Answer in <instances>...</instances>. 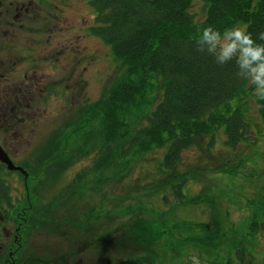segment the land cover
Listing matches in <instances>:
<instances>
[{
  "label": "rangeland",
  "instance_id": "1",
  "mask_svg": "<svg viewBox=\"0 0 264 264\" xmlns=\"http://www.w3.org/2000/svg\"><path fill=\"white\" fill-rule=\"evenodd\" d=\"M50 1L54 4L46 17L54 32L34 35L23 29L32 21L24 17L16 30L25 36L20 49L0 52L10 64L9 79L0 80V113L8 112L1 107L5 95L17 90L21 98V119L0 123V141L12 143L8 130L13 126L12 159L32 163L34 171L29 178L1 172L23 205L11 220L12 236L0 227V264H264V124L252 94L235 99L234 105L248 106L256 143L244 142L231 152L223 128L213 150L209 135L201 138L185 151L178 168L190 171L185 196L173 197V205L165 203L163 194L172 192L155 183L164 180L158 156L164 157L167 147L124 154L128 140L149 124L147 115L162 96L161 79L149 96L122 107L117 119L129 125V135L107 143L104 128L115 123L105 109L95 114L108 91L126 78L125 67L91 34L95 13L90 0ZM192 9L198 21L204 17L203 2L195 0ZM75 42L82 49L77 72L78 49L71 56L68 47L60 55L54 51ZM30 51L33 57L48 58L32 66L26 61ZM78 127L82 130L74 133ZM186 198L197 200L182 203ZM31 217L37 220L32 225ZM136 220L155 224L159 237L154 244L136 232ZM21 224L18 247L13 236Z\"/></svg>",
  "mask_w": 264,
  "mask_h": 264
},
{
  "label": "trees",
  "instance_id": "2",
  "mask_svg": "<svg viewBox=\"0 0 264 264\" xmlns=\"http://www.w3.org/2000/svg\"><path fill=\"white\" fill-rule=\"evenodd\" d=\"M194 1L90 0L95 13L91 34L110 47L126 73V78L108 91L107 99L99 106L101 110L93 108V115L102 114L105 109L108 120L115 123L112 128H104L107 143L125 139L129 125L119 123V111L136 102L138 96H149L155 80L161 79L162 96L147 115L149 124L128 140L124 154L130 155L135 149L167 147L164 157L158 156V170L164 180L155 185L161 191L169 188L172 195L165 192L162 201L170 205L173 197L185 196L190 171L180 172L178 168L185 151L199 144L201 138L209 135L208 148L213 150L215 142L222 139L223 128L224 144L231 152L238 151L244 142L249 146L256 143L257 137L252 140L250 136L254 128L253 121L247 118L248 106L244 104L245 110L235 106V99L251 93L264 124V100L254 95V86L237 76L235 59L221 66L214 56L196 51L200 30L207 25L221 33L232 26H244L257 43L264 44L257 37L264 32V0H200L205 13L199 21L192 9ZM81 130L82 127L75 128L74 133ZM193 199L196 198L181 202L190 203ZM36 221L30 219L29 224ZM147 224L136 220L134 228L154 244L159 231H155L154 223ZM116 231L118 234L121 230Z\"/></svg>",
  "mask_w": 264,
  "mask_h": 264
},
{
  "label": "flooded vegetation",
  "instance_id": "3",
  "mask_svg": "<svg viewBox=\"0 0 264 264\" xmlns=\"http://www.w3.org/2000/svg\"><path fill=\"white\" fill-rule=\"evenodd\" d=\"M53 4L54 2L50 0H0V52L2 50H7V49H10L12 51L13 50L18 51V48L20 49V43L25 40V36L24 34L16 35V30L21 29L20 25L18 24L19 23L18 21L23 20L24 17H29L32 20L30 23L28 24L26 23L24 25L23 27L24 30L29 31L30 33L34 35L38 34L39 36L46 35V34L48 35L49 32L53 33L54 31L50 28V22L48 21L49 18L46 17V13L47 14L51 13L50 9L53 7L52 6ZM54 7L57 8L59 7V5H55ZM61 12L62 11H59V17L58 16H55V17H58L60 19ZM37 18H38V22L35 25H33L34 20ZM22 25L23 24H21V26ZM25 35L27 36V33H25ZM2 38H5V41L3 39V42H2L1 41ZM75 38L77 39V36H75ZM22 47H23V50H26L25 45H22ZM67 47L69 48L68 54L70 56L73 55L76 49H78L77 55L79 59L76 60L75 66H74V71L77 72L79 70V66L81 63L80 57L82 55L81 53L82 49L79 47L77 42H75L71 46L69 45L67 46L64 45L63 47L58 46V48H55L54 51L60 55L62 51L67 49ZM32 50H34V48ZM31 51L29 53V58L31 59H28V56H27L26 61L31 63L32 66H35L37 62L42 63L43 60L48 58L46 55L45 57H40V56L33 57ZM15 54L19 55L22 53H19V54L15 53ZM16 58L17 57H14L13 59L17 60ZM9 69H10V64L7 63L6 59L0 58V80L9 79V77L7 78V75H8L7 73ZM70 76H72V72L70 73ZM0 96H1V91H0ZM5 97L6 99L4 100V107L3 106L1 107L4 110H8V112L0 113V123L8 122L10 124V121H12L11 123L18 122L21 119L19 116L20 114L19 106L21 104L20 103L21 98H20L18 91L12 90L11 93L9 95L8 94L5 95ZM17 119L18 121H16ZM14 130H15L14 127L10 125L8 134L11 137L12 143L4 145L0 141V146L3 148V150L6 152L7 156L12 162H14L12 159V154H11L12 144H13L14 137H15V134L13 133ZM10 131L12 132L9 133ZM24 163L26 164H18L17 162H14L15 165L21 166L22 169H10L8 164L0 158V227H1L2 232L7 231L6 236L8 237L12 236L11 228L13 225H11V222H12L11 220H14L15 218L14 214L16 215L19 212L18 205L19 204L23 205V201L20 202V200H17L18 196L12 194V190H14L15 186L13 185V183L8 181L6 179V176L3 175V173L1 172L2 170L4 171V169H7L8 172L9 171L16 172V173L21 172L22 174H24L25 178H29V176H32V174L34 173L33 165H31L32 163H29L28 161ZM26 198L30 200L28 194ZM29 206L31 207L32 205H29ZM27 217H23L24 220H28ZM22 224L19 226L17 225V228H16L17 232L13 236L15 241H19L18 247L21 246L22 236L20 235V232H21L20 228L23 226ZM20 236H21V239H20ZM2 250H3V246L0 243V255H1ZM18 251L19 249L11 251L10 255H12L11 256L12 260L16 259V257L14 256V253L16 254Z\"/></svg>",
  "mask_w": 264,
  "mask_h": 264
},
{
  "label": "clouds",
  "instance_id": "4",
  "mask_svg": "<svg viewBox=\"0 0 264 264\" xmlns=\"http://www.w3.org/2000/svg\"><path fill=\"white\" fill-rule=\"evenodd\" d=\"M257 37L264 41V32L258 33ZM196 44V51L214 56L218 65L235 59L237 76L254 86V95L264 100V44L257 43L246 28L237 25L221 33L207 25L200 30Z\"/></svg>",
  "mask_w": 264,
  "mask_h": 264
},
{
  "label": "water",
  "instance_id": "5",
  "mask_svg": "<svg viewBox=\"0 0 264 264\" xmlns=\"http://www.w3.org/2000/svg\"><path fill=\"white\" fill-rule=\"evenodd\" d=\"M0 158L6 162L10 169H22V167L17 166L12 162L9 157L7 156L6 152L3 150V148L0 146Z\"/></svg>",
  "mask_w": 264,
  "mask_h": 264
}]
</instances>
